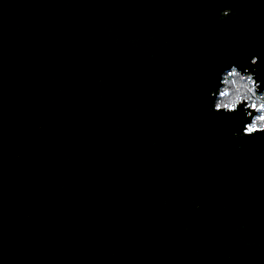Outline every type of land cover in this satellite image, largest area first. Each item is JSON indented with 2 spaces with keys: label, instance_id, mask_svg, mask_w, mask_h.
<instances>
[{
  "label": "water",
  "instance_id": "obj_1",
  "mask_svg": "<svg viewBox=\"0 0 264 264\" xmlns=\"http://www.w3.org/2000/svg\"><path fill=\"white\" fill-rule=\"evenodd\" d=\"M232 63L264 81V0H0V264H264Z\"/></svg>",
  "mask_w": 264,
  "mask_h": 264
},
{
  "label": "clouds",
  "instance_id": "obj_2",
  "mask_svg": "<svg viewBox=\"0 0 264 264\" xmlns=\"http://www.w3.org/2000/svg\"><path fill=\"white\" fill-rule=\"evenodd\" d=\"M232 14L231 8L220 11L221 17ZM258 55L248 59L249 65H256ZM264 81L255 78V72L236 63L224 66L219 72L210 94V110L217 114L239 113L243 127L233 133L241 137H251L254 133L264 132ZM242 106V107H241Z\"/></svg>",
  "mask_w": 264,
  "mask_h": 264
}]
</instances>
